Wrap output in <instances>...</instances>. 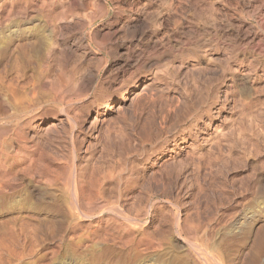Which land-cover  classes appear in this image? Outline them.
Wrapping results in <instances>:
<instances>
[{
  "label": "rangeland",
  "instance_id": "rangeland-1",
  "mask_svg": "<svg viewBox=\"0 0 264 264\" xmlns=\"http://www.w3.org/2000/svg\"><path fill=\"white\" fill-rule=\"evenodd\" d=\"M0 83V264H264V0H0Z\"/></svg>",
  "mask_w": 264,
  "mask_h": 264
},
{
  "label": "bare ground",
  "instance_id": "bare-ground-1",
  "mask_svg": "<svg viewBox=\"0 0 264 264\" xmlns=\"http://www.w3.org/2000/svg\"><path fill=\"white\" fill-rule=\"evenodd\" d=\"M5 42V41H4ZM37 45H39V44H37ZM52 45V44H51ZM43 47V46H42ZM49 56V55H48ZM41 65V64H40ZM49 65V64H48ZM152 65V64H151ZM157 67V66H156ZM64 75V74H63ZM3 80V79H2ZM47 82V81H46ZM63 82V81H62ZM1 84V83H0ZM65 84V83H64ZM7 85V84H6ZM56 85V84H55ZM63 85V84H62ZM38 86V85H37ZM58 86V85H57ZM56 86V87H57ZM73 87V86H72ZM75 87V86H74ZM16 88V87H15ZM35 88V87H34ZM11 89V88H10ZM31 89V88H30ZM72 89V88H71ZM8 90V89H7ZM73 90V89H72ZM67 91H68V89H67ZM76 91V90H75ZM18 92V91H17ZM26 92V91H25ZM65 92V91H64ZM31 93V92H30ZM21 94V93H20ZM64 95V94H63ZM21 96V95H20ZM12 97V96H11ZM122 98L120 99V101H123L125 98H126V94H123L122 96H121ZM68 98V97H67ZM14 100V99H13ZM4 102V101H3ZM22 103H24V101L22 102ZM15 105V104H14ZM24 105V104H23ZM18 107H20V106H18ZM23 107V106H22ZM111 108V104H110V101H107L104 105H102L101 107H100V109L101 110H108V109H110ZM7 109V108H6ZM37 164V163H36ZM49 165V164H48ZM46 166V165H45ZM29 169V168H28ZM31 169V168H30ZM50 169V168H49ZM35 172V171H34ZM53 173V172H52ZM91 173V172H90ZM6 176V175H5ZM95 176V175H94ZM48 177V176H47ZM9 179V178H8ZM36 180V179H35ZM63 180V179H62ZM5 184V183H4ZM43 186V185H42ZM62 186V185H61ZM74 186H75V183H74ZM77 186V185H76ZM75 186V187H76ZM91 187V186H90ZM69 188V187H68ZM73 189V188H72ZM3 190V189H2ZM66 190V189H65ZM91 191V190H90ZM1 192V191H0ZM74 194L72 195V201H73V205H75V206H78L79 205V196H78V192H77V188L75 189V191L73 192ZM94 193V192H93ZM93 196V195H92ZM85 199V198H84ZM86 201V200H85ZM89 202H91L90 200H89ZM81 203V202H80ZM88 204V203H87ZM93 204V203H92ZM89 205V204H88ZM96 205V204H95ZM93 206V205H92ZM99 206V205H98ZM84 207V206H83ZM79 208V207H78ZM91 208V207H90ZM82 209V208H81ZM80 208H79V212L81 213V215H82V217L83 218H89V216H87V215H85L83 212H82V210H81ZM78 211V210H77ZM20 222V221H19ZM15 226V225H14ZM4 227V226H3ZM2 227V228H3ZM23 227V226H22ZM29 229V228H28ZM26 230V229H25ZM1 232V231H0ZM21 232H23V230L21 231ZM26 232V231H25ZM10 233V232H9ZM1 234V233H0ZM12 239V238H11ZM30 244V243H29ZM1 245V244H0ZM7 245V244H6ZM16 245V244H15ZM3 247V246H2ZM3 249V248H2ZM1 249V250H2ZM27 249V248H26ZM26 251V250H25ZM32 252V251H31ZM9 253V252H8ZM14 254V253H13ZM19 254V253H18ZM28 255V254H27ZM6 256V255H5ZM32 256V255H31ZM14 262V261H13ZM17 263V262H16ZM12 264V263H11ZM25 264V263H24ZM27 264V263H26Z\"/></svg>",
  "mask_w": 264,
  "mask_h": 264
}]
</instances>
